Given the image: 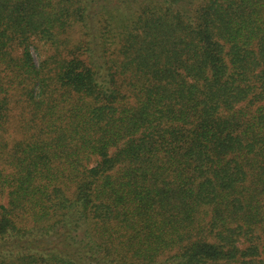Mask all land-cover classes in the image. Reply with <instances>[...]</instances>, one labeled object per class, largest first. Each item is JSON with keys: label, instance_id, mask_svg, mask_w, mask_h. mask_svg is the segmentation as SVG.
<instances>
[{"label": "trees", "instance_id": "trees-1", "mask_svg": "<svg viewBox=\"0 0 264 264\" xmlns=\"http://www.w3.org/2000/svg\"><path fill=\"white\" fill-rule=\"evenodd\" d=\"M0 264H264V0H0Z\"/></svg>", "mask_w": 264, "mask_h": 264}]
</instances>
